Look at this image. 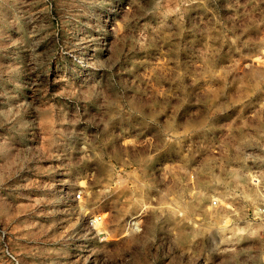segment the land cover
Here are the masks:
<instances>
[{"label": "rangeland", "instance_id": "obj_1", "mask_svg": "<svg viewBox=\"0 0 264 264\" xmlns=\"http://www.w3.org/2000/svg\"><path fill=\"white\" fill-rule=\"evenodd\" d=\"M263 193L264 0H0V264H264Z\"/></svg>", "mask_w": 264, "mask_h": 264}, {"label": "built area", "instance_id": "obj_2", "mask_svg": "<svg viewBox=\"0 0 264 264\" xmlns=\"http://www.w3.org/2000/svg\"><path fill=\"white\" fill-rule=\"evenodd\" d=\"M79 196H80L79 193L75 194L74 199H75V198L78 199ZM215 203H216V202H214V204H215ZM257 212H258V214H260V215H264V193H263V203H262V205L258 208ZM97 221H98V218H97L96 216H94V217H92V218L90 219V223H91V224H95V223H97Z\"/></svg>", "mask_w": 264, "mask_h": 264}, {"label": "bare ground", "instance_id": "obj_3", "mask_svg": "<svg viewBox=\"0 0 264 264\" xmlns=\"http://www.w3.org/2000/svg\"><path fill=\"white\" fill-rule=\"evenodd\" d=\"M251 91H252V90H251ZM244 197H245V196H244ZM244 197H243V198H244ZM194 199H195V198H194ZM249 200H252V199H251V198H249V199H248V201H249ZM191 207H192V206H191ZM97 224H98V223H97ZM96 226H97V225H96ZM246 226H247V225H246Z\"/></svg>", "mask_w": 264, "mask_h": 264}]
</instances>
